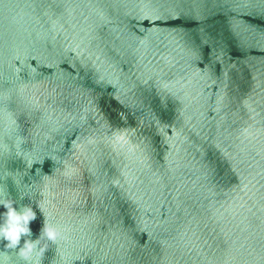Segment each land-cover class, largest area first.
<instances>
[{"label": "water", "instance_id": "water-1", "mask_svg": "<svg viewBox=\"0 0 264 264\" xmlns=\"http://www.w3.org/2000/svg\"><path fill=\"white\" fill-rule=\"evenodd\" d=\"M0 199V264H264V0H0Z\"/></svg>", "mask_w": 264, "mask_h": 264}, {"label": "clouds", "instance_id": "clouds-1", "mask_svg": "<svg viewBox=\"0 0 264 264\" xmlns=\"http://www.w3.org/2000/svg\"><path fill=\"white\" fill-rule=\"evenodd\" d=\"M0 208L4 209L0 212V241L9 249L20 246L19 256L25 261H30L34 252L37 256L43 252V249L37 250L41 238L52 242L58 238L57 229L46 224L33 239L30 224L36 220V212L31 207L23 204L16 206L13 200L0 199Z\"/></svg>", "mask_w": 264, "mask_h": 264}]
</instances>
